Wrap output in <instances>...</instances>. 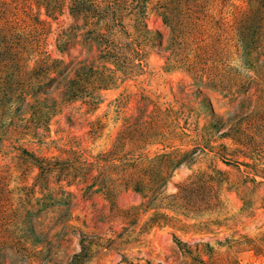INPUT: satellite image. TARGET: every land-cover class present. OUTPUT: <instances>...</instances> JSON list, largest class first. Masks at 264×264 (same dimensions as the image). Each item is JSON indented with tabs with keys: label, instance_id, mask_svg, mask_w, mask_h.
<instances>
[{
	"label": "rangeland",
	"instance_id": "obj_1",
	"mask_svg": "<svg viewBox=\"0 0 264 264\" xmlns=\"http://www.w3.org/2000/svg\"><path fill=\"white\" fill-rule=\"evenodd\" d=\"M0 0V264H264V0Z\"/></svg>",
	"mask_w": 264,
	"mask_h": 264
},
{
	"label": "trees",
	"instance_id": "obj_2",
	"mask_svg": "<svg viewBox=\"0 0 264 264\" xmlns=\"http://www.w3.org/2000/svg\"><path fill=\"white\" fill-rule=\"evenodd\" d=\"M75 1H76V2L78 1V2H79V0H75ZM75 1H74V2H75Z\"/></svg>",
	"mask_w": 264,
	"mask_h": 264
}]
</instances>
